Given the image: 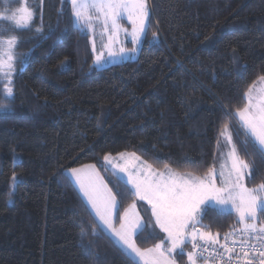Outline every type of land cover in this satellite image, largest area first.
Instances as JSON below:
<instances>
[{
  "label": "trees",
  "instance_id": "16d2710c",
  "mask_svg": "<svg viewBox=\"0 0 264 264\" xmlns=\"http://www.w3.org/2000/svg\"><path fill=\"white\" fill-rule=\"evenodd\" d=\"M30 4L31 31H0V38L18 35V58L28 54L14 74L11 111L0 110V264H97V257L99 264H130L85 211L67 175L95 165L112 194L119 193V226L136 197L102 166L105 155L134 153L156 170L167 165L204 176L219 162L228 124L239 157L255 167L246 185L264 182V163L244 146L234 117L247 104L245 91L264 75V0H148L151 18L138 57L103 68L93 66L88 34L74 30L70 3L59 23L61 0ZM15 5L10 0L8 7ZM41 25L51 31L48 39L33 38ZM138 209L151 227L134 240L142 250L153 248L164 235L149 206L140 202ZM200 225L220 243L241 227L234 214L214 211ZM153 231L156 238H148ZM191 243L173 256L177 264H187Z\"/></svg>",
  "mask_w": 264,
  "mask_h": 264
},
{
  "label": "snow or ice",
  "instance_id": "6c2138e0",
  "mask_svg": "<svg viewBox=\"0 0 264 264\" xmlns=\"http://www.w3.org/2000/svg\"><path fill=\"white\" fill-rule=\"evenodd\" d=\"M2 2L5 8L3 12H0V20L12 22L14 27L2 24L0 31L18 33L23 30H32L34 10L29 7L27 0H19V5L15 8L8 7L10 0H2ZM40 2L43 4L44 0ZM66 3L71 4L72 26L82 35L89 31L94 32L97 23L103 24L102 35H107V43L103 45V48L107 50V56L104 55V51L95 55V64L99 67L109 63L111 58L126 53L127 50L124 47L121 46L118 51L114 47L120 43L121 32L131 36L132 52L137 51V45L141 44L146 37V21L151 18L147 0H61V8L57 10L58 23L59 17L64 14L63 5ZM122 17H126L131 24L130 32L122 28L120 23ZM35 32L37 35L33 38L37 40L48 39L51 35V31L47 34L43 33L42 25L35 26ZM153 35L155 39L156 34ZM19 44L18 35L0 38V85L3 88V94L0 96V110L11 111L10 105L15 99L13 74L23 71V65L28 56L25 53L19 58L21 67L17 69L15 67L16 49ZM258 81L264 84V75L259 76ZM252 91L253 87L249 86L244 93L248 102L235 112V116L239 118L244 129V146L251 145L260 162L264 163V102L254 104ZM259 91L264 93V88ZM223 116L228 120L233 119L228 111H224ZM225 134L232 148L227 154V159H223V156L221 158L218 173L219 186L216 183L217 173L214 168H209L204 176L191 173L180 175L165 165L167 172L157 174L151 164L139 166L138 171H129L130 168L137 167L133 162L140 159L134 153L119 154L121 159L128 157L123 166L113 163L109 155L103 157L107 164L118 168L119 172L127 176V183L134 189L135 197L146 201L151 206L155 225L166 233L167 247L163 240L155 244L153 248L142 250L137 246L133 237L145 227H151V224L142 223L139 215L133 211L136 207L134 203L129 204L120 215L119 227L113 225V213L119 214L117 200L119 193L112 194L96 171L95 165L87 164L82 168L70 169L71 177L75 178L76 184L79 185L86 199V204L83 200L81 202L85 211L90 217L92 212L95 213V217L99 219L98 226H102L106 235L110 234V240L112 237L115 238V244H118L128 257L130 264H176L171 254L179 249V255L182 256L183 247L189 239L193 242V250L187 254L188 264H197L196 249H206L209 243L213 246L219 243V247L224 249L225 253L235 251L234 247L227 244V241L235 239L232 232L226 233L225 242L220 243L216 236L199 231L200 222L208 211L216 212L217 216L234 211L238 217V223L242 226L236 231L245 237L241 242L240 252L248 258L246 264H264V220L260 219V216H264V182L256 188L245 187L243 181L246 178H253L255 167L239 157L228 124H225L221 131V135ZM236 135H240L239 131ZM189 163L192 162L189 161ZM117 179L122 180V177L117 175ZM16 180L17 177L14 175L13 182L15 183ZM89 205L91 210L88 208ZM93 235H96L95 231ZM83 236L82 232L81 238ZM147 237L155 239L156 233L149 232ZM197 238L204 241V244H196ZM249 238L254 241L251 245L248 242ZM84 251L88 254L89 249L85 248ZM249 252L253 253V257H249ZM228 259L231 260V257L229 256ZM97 264H99L98 257Z\"/></svg>",
  "mask_w": 264,
  "mask_h": 264
},
{
  "label": "rangeland",
  "instance_id": "374dc122",
  "mask_svg": "<svg viewBox=\"0 0 264 264\" xmlns=\"http://www.w3.org/2000/svg\"><path fill=\"white\" fill-rule=\"evenodd\" d=\"M28 4H29V7H31V4H30V0H27ZM12 3H16L15 7H17L19 5V0H12ZM147 4H148V0H147ZM148 8H149V4H148ZM33 9V8H32ZM149 11H150V8H149ZM151 13V12H150ZM10 14V13H9ZM1 21V20H0ZM9 22V21H8ZM12 24V22H9ZM120 23H121V26L122 28H125L127 29L129 32L131 31V24L128 23L127 21V18L126 17H122L121 20H120ZM148 23H149V20L146 21V24L148 26ZM102 32H103V24L102 23H97L96 24V29L94 32H87L86 34H88L89 36V41H90V46H91V50H92V53H93V66L95 68H103V67H106V66H109V65H112V64H116V63H121V62H124V61H127V60H135L137 57H138V54L140 52V49H141V46H142V43L141 44H138L137 45V51L136 52H132L131 49L133 47V44L131 42V36H127L125 35L124 32H121L120 33V36H119V40H120V43L119 44H116L114 45V47L116 48V50L118 51L119 48L122 46L124 47L127 51L125 54L123 55H118L116 56L115 58H111V61L109 63H104L102 67H99L95 64V55L98 54L100 51H104V55L107 56V50L103 48V45L105 43H107V35H102ZM19 61V58L17 57V60L15 62V66L17 64V62ZM66 66V63H63V67ZM15 74V73H14ZM13 74V75H14ZM253 87V91H252V96H253V103L254 104H258V103H261V102H264V93H261L259 91V89L261 88H264V84H261L259 81H257ZM2 93H3V88H2ZM246 101H247V98H246ZM248 102V101H247ZM3 111V110H2ZM235 117V120H236V123L238 125V127L241 129V131L244 133V129L242 128L241 126V122L239 121V118ZM226 135H224L223 139H222V142H221V145L219 147V151H218V156H217V159H218V163L216 164V167L214 168L216 170V183H217V186H219L220 184V179H219V171H220V163H221V158L223 156V159H227V154L229 151H231V148H232V145H229L228 142H227V139H226ZM126 154H132V153H126ZM112 160H113V163H116L120 166H123L125 164V162L127 161L128 157L126 156L124 159H121L120 158V155L117 154V155H109ZM137 156V155H136ZM137 167L135 169H132L130 168L129 171H138L139 170V166L143 165V164H148L146 163L145 161H143L141 158L139 159V161H134L133 162ZM102 166L110 171L114 176L117 177V175H119L120 177H122V181H124L126 184L127 183V176L124 174V173H121L119 172L118 168H113L111 164H107L104 159L102 161ZM83 166L79 167V168H82ZM157 174H159L160 172H167V169H164V170H156L154 168H152ZM96 171L99 173L100 177L104 180L103 176L101 175V173L99 172L98 168L96 167ZM173 172L175 173H178L174 170H172ZM180 175H186L188 173H178ZM67 175L68 177L70 178V180L72 181V183L74 184V186L76 187V189L78 190V192L80 193L81 197L84 199V201L86 202V199L83 197V193L80 191V188H79V185L76 184L75 182V178L74 177H71V172L70 170L67 171ZM194 175V174H192ZM104 183L106 184V181L104 180ZM245 187H248L246 185V179L243 181ZM129 187L131 188V190L133 191L134 193V189H132V186L131 184H128ZM109 188V187H108ZM249 188V187H248ZM141 203H144L146 204L147 206H149L150 208V213L152 215V210H151V206L146 202V201H142V200H138L136 198L134 204L136 205L135 209L133 210L136 214L139 215L142 223L143 220L140 216V213H139V204ZM87 203V202H86ZM89 209L91 210V206L89 205L88 206ZM230 208V205L228 206ZM230 213L234 214L236 217V213L234 211H231ZM93 216L95 217V213L92 212ZM114 218H115V212L113 213V217H112V222H113V225H114ZM153 218V222L155 224V218L152 216ZM96 221L98 222L99 224V219L96 218ZM238 219V217H237ZM115 226V225H114ZM156 226V225H155ZM115 227H119V226H115ZM157 227V226H156ZM242 227V226H241ZM100 228L102 229V226H100ZM157 229H159V227H157ZM103 230V229H102ZM160 230V229H159ZM161 231V230H160ZM199 231L200 232H203L200 228H199ZM162 232V231H161ZM162 234L164 235V244H165V247H167V236H166V233L162 232ZM110 236V234H108ZM112 239L115 241V238L112 237ZM134 239V237H133ZM199 238H197L198 240ZM190 240V239H189ZM166 242V243H165ZM176 252H180V250L178 249ZM175 253V252H174ZM188 254V253H187ZM188 264V262H187ZM197 264H201V262L197 261Z\"/></svg>",
  "mask_w": 264,
  "mask_h": 264
},
{
  "label": "built area",
  "instance_id": "2783aa9c",
  "mask_svg": "<svg viewBox=\"0 0 264 264\" xmlns=\"http://www.w3.org/2000/svg\"><path fill=\"white\" fill-rule=\"evenodd\" d=\"M235 237L234 240L227 241V244L230 247H234L235 251L231 253H225L224 249L219 247V243L216 245L208 244L206 249L197 248L196 252L198 253L197 261L205 262L207 264H246L248 258L244 257L243 253L240 252L241 242L245 239L243 235H241L238 231H231ZM223 240L221 243H224ZM249 245H251L254 241L249 238ZM193 243V242H192ZM191 243V249H192ZM196 244L203 245L204 241L196 240ZM215 249V251H213ZM193 250V249H192ZM222 254V255H221ZM239 254V257H238ZM231 257V260L228 257ZM249 257H253V253L249 252Z\"/></svg>",
  "mask_w": 264,
  "mask_h": 264
},
{
  "label": "crops",
  "instance_id": "0c3cea01",
  "mask_svg": "<svg viewBox=\"0 0 264 264\" xmlns=\"http://www.w3.org/2000/svg\"><path fill=\"white\" fill-rule=\"evenodd\" d=\"M176 254V252L175 253H172L171 255H172V257L174 256ZM187 262H188V259H187ZM176 264H177V262H176Z\"/></svg>",
  "mask_w": 264,
  "mask_h": 264
}]
</instances>
